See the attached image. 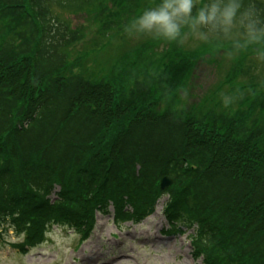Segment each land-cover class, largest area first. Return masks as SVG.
Masks as SVG:
<instances>
[{"label":"trees","instance_id":"obj_1","mask_svg":"<svg viewBox=\"0 0 264 264\" xmlns=\"http://www.w3.org/2000/svg\"><path fill=\"white\" fill-rule=\"evenodd\" d=\"M103 1L0 0L1 229L23 236L16 247L25 253L52 226L86 239L109 206L115 224H139L167 196L163 234L192 229V256L202 264H264V82L248 85L250 108L175 116L156 112L154 101L178 97L176 78L202 50L168 51L173 60L163 65L159 88L133 77V91H123L128 80L120 74L103 81L69 72L66 50L80 35L60 30L49 4L98 5L101 15ZM243 4L264 25V3ZM163 177L172 181L165 190Z\"/></svg>","mask_w":264,"mask_h":264},{"label":"rangeland","instance_id":"obj_2","mask_svg":"<svg viewBox=\"0 0 264 264\" xmlns=\"http://www.w3.org/2000/svg\"><path fill=\"white\" fill-rule=\"evenodd\" d=\"M259 1L264 3V0ZM148 2L104 0L105 13L101 15H98L102 10L98 5L75 11L50 3V15L55 17L54 24H58L60 30L68 26L82 34L68 50V59L72 62L69 72L95 76L103 81L115 79L120 74L128 80L123 83V91L126 88L133 91V77L144 86L159 88L157 77L163 65L167 66L173 60L166 55L168 51L202 50L204 54L198 55L197 61L188 67L186 77L176 78L179 82L176 91L181 90L178 97L173 96L175 91L167 92L169 94L154 101V110L170 109L175 116H183L209 108L227 113L250 108L253 102L244 95L250 92L248 85L251 81L264 82V54L257 51L258 46L236 49L231 45L233 39L223 33H209L206 27L200 28L199 32L208 35L197 37L185 30L179 42H169L151 33H137L131 29V22L143 11L158 5ZM203 2L196 0V8ZM242 31L238 26L234 27L233 35L239 36ZM8 36L6 31L3 39ZM218 42L227 43L218 49L214 47ZM237 62L242 64L244 72L236 67ZM261 102L262 99L255 103ZM261 118L262 115L257 116V119ZM50 197L55 198L54 195ZM166 200L167 196L159 199L153 213L135 225L130 222L114 224L111 209L107 215L96 214L93 230L84 241L71 230L53 226L43 243L25 253L16 247L23 242L21 236H15L10 230H0V264H202L200 258L192 256L189 246L188 236L192 229L179 226V232L163 234L168 229L162 215Z\"/></svg>","mask_w":264,"mask_h":264},{"label":"clouds","instance_id":"obj_3","mask_svg":"<svg viewBox=\"0 0 264 264\" xmlns=\"http://www.w3.org/2000/svg\"><path fill=\"white\" fill-rule=\"evenodd\" d=\"M195 3L196 0H160L157 6L137 16L130 27L169 42L181 41L185 30L197 37L219 30L233 39L235 47L257 45V51L264 54V25L257 27L254 10L244 7L243 0H205L193 13ZM237 26L243 31L234 36ZM202 27L208 28L209 33H200Z\"/></svg>","mask_w":264,"mask_h":264},{"label":"water","instance_id":"obj_4","mask_svg":"<svg viewBox=\"0 0 264 264\" xmlns=\"http://www.w3.org/2000/svg\"><path fill=\"white\" fill-rule=\"evenodd\" d=\"M171 184V181L167 178H163L161 181H160V187L161 189H165L166 187H168L169 185Z\"/></svg>","mask_w":264,"mask_h":264}]
</instances>
